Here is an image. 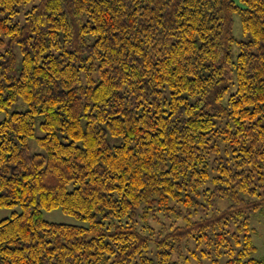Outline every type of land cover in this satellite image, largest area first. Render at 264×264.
<instances>
[{"label": "trees", "instance_id": "16d2710c", "mask_svg": "<svg viewBox=\"0 0 264 264\" xmlns=\"http://www.w3.org/2000/svg\"><path fill=\"white\" fill-rule=\"evenodd\" d=\"M19 98L0 264H264V0H0V111Z\"/></svg>", "mask_w": 264, "mask_h": 264}, {"label": "rangeland", "instance_id": "374dc122", "mask_svg": "<svg viewBox=\"0 0 264 264\" xmlns=\"http://www.w3.org/2000/svg\"><path fill=\"white\" fill-rule=\"evenodd\" d=\"M234 1L240 4V0H234ZM233 33L237 41L233 43L232 49H231L232 58L233 60H235L240 50L238 41L249 39V35H246L242 30L240 16L238 13L234 14ZM17 54H18V63L20 65L22 55H21L19 48H17ZM25 108H27V104L23 101L22 98H19L15 103H13L9 107L8 110L0 111V121H2L7 116V112H12L14 110H22ZM41 120H42V116L39 115L37 117L36 136L43 135V131L40 128ZM29 142H30V151L32 153L44 151L43 147L39 145L36 137H32ZM220 205L221 207L226 206L224 202H221ZM21 210L22 208L20 205H16L13 207L0 206V219L9 217L13 214V212L21 211ZM43 216L45 219L49 221H54V222L81 224V225L87 224L86 220L79 219L78 217L72 214L65 213L61 208H55L52 210H43ZM160 219H165V218L162 215ZM252 224L256 228V231L254 234V241L256 245L258 246V249H259L258 256H260L264 254V216L260 215V213H254L252 215ZM155 225L159 227L161 224L159 222H156ZM193 264H198V263H193ZM202 264H210V263L208 261H205Z\"/></svg>", "mask_w": 264, "mask_h": 264}]
</instances>
